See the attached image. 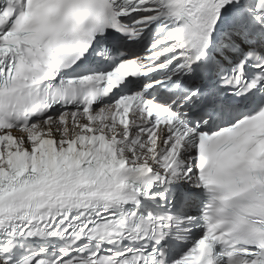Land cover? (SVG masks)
<instances>
[{"label":"snow or ice","instance_id":"6c2138e0","mask_svg":"<svg viewBox=\"0 0 264 264\" xmlns=\"http://www.w3.org/2000/svg\"><path fill=\"white\" fill-rule=\"evenodd\" d=\"M0 264H264V0H0Z\"/></svg>","mask_w":264,"mask_h":264}]
</instances>
